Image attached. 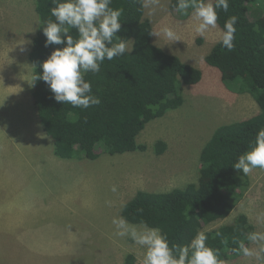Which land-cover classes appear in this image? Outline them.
<instances>
[{"label": "rangeland", "instance_id": "obj_1", "mask_svg": "<svg viewBox=\"0 0 264 264\" xmlns=\"http://www.w3.org/2000/svg\"><path fill=\"white\" fill-rule=\"evenodd\" d=\"M0 1L6 7L4 35L9 29L14 34L29 30L34 38L40 25L36 0ZM173 9L172 0L145 7L154 31L167 25L180 38L171 42L154 36V42L201 68L203 78L185 85L180 107L147 124L138 137L147 145L144 151L111 155L97 150V158H60L48 135L43 138L40 131L42 138L36 139L32 134L33 76L26 86L15 84L12 90L0 82V152L7 154L1 161H12L11 167L0 164V264H141L144 250L127 237L115 236L112 218L122 215V206L140 190L162 192L198 182L201 151L215 129L258 111L260 105L249 93L234 90L221 70L205 59L221 39L220 26L201 37L194 30L198 21ZM254 10L252 19L263 16ZM9 57L8 74L17 78V59L11 53ZM8 139L9 147H1ZM158 140L167 143L163 153L156 151ZM14 163L18 167L12 169ZM249 175L245 197L230 216L212 226L245 214L256 231H264V224L257 223V215L264 213V170ZM113 185L116 192L111 191ZM129 255L133 263H128ZM226 261L259 264L242 255Z\"/></svg>", "mask_w": 264, "mask_h": 264}, {"label": "trees", "instance_id": "obj_2", "mask_svg": "<svg viewBox=\"0 0 264 264\" xmlns=\"http://www.w3.org/2000/svg\"><path fill=\"white\" fill-rule=\"evenodd\" d=\"M175 4L176 0H172L174 7ZM52 7V0H36L40 25L29 57L34 64L35 112L53 140L55 154L81 160L99 157L97 150L111 155L146 150L139 135L150 121L184 103L185 85L199 83L202 69L154 42V36L149 35L154 26L145 18L143 0H112L111 7L124 9L117 35L132 40L133 51L112 61L105 60L99 73L85 74L92 83L93 94L101 100L98 106L80 109L58 103L49 86L34 79L42 73L41 63L55 48L63 47H45L46 37L40 26L50 17ZM253 10L264 12V0H229V10L219 11L217 24L223 30L228 17H238L234 48L228 51L219 40L205 59L221 70L223 79L234 90L251 94L260 111L215 129L201 151L198 182L162 192L140 190L122 210L129 222L144 221L150 227H159L176 245H185L197 232L205 231L208 245L219 249L220 259L225 261L242 255L233 250L237 248L233 237L243 238L242 234L256 231L245 214L230 223L212 226L230 216L245 197L251 185L250 175L238 172L232 165L249 150L257 131L264 128V13L252 19ZM71 34L76 38L75 30ZM155 147L163 153L167 143L158 140ZM127 260L135 261L133 255Z\"/></svg>", "mask_w": 264, "mask_h": 264}, {"label": "clouds", "instance_id": "obj_3", "mask_svg": "<svg viewBox=\"0 0 264 264\" xmlns=\"http://www.w3.org/2000/svg\"><path fill=\"white\" fill-rule=\"evenodd\" d=\"M158 3L159 0H143L144 7ZM52 4L50 17L41 22L40 28L46 37L45 47H63L55 48L41 63L42 73L34 77L35 82L43 80L58 103L80 109L98 106L101 100L93 94L92 83L85 79V74L99 73L105 60L112 61L133 51V45L129 46L131 40L117 35L122 28L124 9L111 7L112 0H52ZM220 10H229V0H176L173 9L198 21L194 30L201 37L210 28L217 27ZM237 22L238 17L232 15L224 23L220 43L228 51L234 48ZM71 30L77 33L76 38ZM149 35L180 41L177 32L167 25ZM232 167L245 175L257 168L264 170V128L257 131L249 150L241 154ZM111 191L116 192L117 187L113 185ZM257 223L264 224V213L257 215ZM112 224L115 236L127 237L144 250L141 264H228L220 259L219 249L208 245L205 231L197 232L189 243L180 246L171 243L159 227H150L144 221L134 224L123 215H117L112 218ZM242 236L233 237L232 242L237 245L233 250L264 264V231Z\"/></svg>", "mask_w": 264, "mask_h": 264}, {"label": "crops", "instance_id": "obj_4", "mask_svg": "<svg viewBox=\"0 0 264 264\" xmlns=\"http://www.w3.org/2000/svg\"><path fill=\"white\" fill-rule=\"evenodd\" d=\"M3 7L6 8L5 6H3ZM3 7H2V3L0 1V17H1L0 47L2 48V49L0 48V63H2V65L4 66V67H2L0 65V71L3 72L2 75H0V82H4L5 88L12 90V88L15 84L19 85L20 87L26 86L27 83L29 82V78L31 77V75L33 76V73H34V66L33 65L34 64L33 65L30 64V62L28 61L27 58L30 55V51H31V48L33 45V40L35 37L33 38V34L29 30H27L26 33H23V31H22V34H14L11 32V29H9V34L7 36L4 35L5 20L3 17V11H4ZM35 7H36V5H35ZM7 10H8V6H7ZM36 11H37V9H36ZM4 39H6V40H4ZM22 49H23V51H22ZM10 53L13 54V56H15V59H17V64H18V76H17V78H14L13 74H8L7 64L9 63V60H10V57H9ZM4 84H2V87L4 86ZM29 100H30V98H29ZM259 111H260V108L258 109V111L256 113H258ZM27 113H28V117H29V114H30L29 107H28ZM24 114H25V112H24ZM33 114H34V118H35V119H33L34 121H32V127H33L32 128V134L35 136L34 138H36V139L42 138V136H40L41 133H42V135L44 134L43 138H44V136L46 137V135H47L46 132L44 131L42 125L39 124L40 122H38L39 120L37 118L35 108H34V110L32 108V115ZM39 127L42 128V130H39ZM40 131H42V132L40 133ZM6 135L8 137V134H6ZM12 143H13V141H12ZM9 144L10 143H9V139H8L6 141V143H3L1 145V147H9ZM2 152L3 153L0 152V156L2 155L0 157V164L5 165V163H6L8 165L10 163L9 167H11L12 161H10V160L1 161L3 158H5L7 156V154L4 153V151H2ZM9 156L11 157V155H9ZM12 167H14L12 169H15V167H18V166H17V164L14 163L12 165ZM0 208H3V207L0 206Z\"/></svg>", "mask_w": 264, "mask_h": 264}]
</instances>
